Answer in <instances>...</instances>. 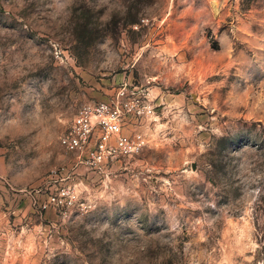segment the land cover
I'll use <instances>...</instances> for the list:
<instances>
[{
  "label": "rangeland",
  "instance_id": "rangeland-1",
  "mask_svg": "<svg viewBox=\"0 0 264 264\" xmlns=\"http://www.w3.org/2000/svg\"><path fill=\"white\" fill-rule=\"evenodd\" d=\"M121 90L146 146L86 167ZM0 264H264V0H0Z\"/></svg>",
  "mask_w": 264,
  "mask_h": 264
},
{
  "label": "built area",
  "instance_id": "built-area-1",
  "mask_svg": "<svg viewBox=\"0 0 264 264\" xmlns=\"http://www.w3.org/2000/svg\"><path fill=\"white\" fill-rule=\"evenodd\" d=\"M152 113L151 107L140 101L126 99L125 91L121 90L117 99L82 108L62 135L60 143L67 151L78 153L81 164L99 168L117 158L137 155L144 149V135L126 134L125 122L129 116L141 118ZM49 203L60 205L63 201L51 197ZM47 208L48 204L41 205L42 210Z\"/></svg>",
  "mask_w": 264,
  "mask_h": 264
}]
</instances>
